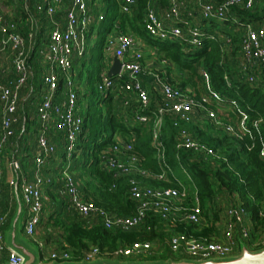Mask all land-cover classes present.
Wrapping results in <instances>:
<instances>
[{
    "label": "trees",
    "instance_id": "16d2710c",
    "mask_svg": "<svg viewBox=\"0 0 264 264\" xmlns=\"http://www.w3.org/2000/svg\"><path fill=\"white\" fill-rule=\"evenodd\" d=\"M5 1L9 5L18 3L15 22L20 33L26 35L29 17L21 0ZM91 4L97 19L86 32L84 56L74 60L73 76L71 75L76 86L79 113L83 117L82 131L75 151L68 156L65 135L55 127V133L50 132L49 137L53 135L50 140L55 144L56 152L48 159V166L46 162L41 171L45 180H49L43 187L48 200L41 223L45 221L47 224L44 240L55 245L52 252L66 251L71 256L70 262H81L85 252L93 247L99 248L104 254L126 248L134 242H150L153 244L152 255L138 260H181L185 258L184 254L175 256L169 248L171 236L184 233L198 238L222 237L225 226L222 228L218 223L221 222L222 207L227 204L226 201H229L228 207L239 206L247 213L250 238L243 247L258 251L252 246L264 234V83L250 82L249 71L248 74L242 71L244 58L241 41L249 25L258 29L263 24L264 0H258V6L253 11L234 8L232 15L225 20H205L197 7L195 15L198 21L194 26H198L203 33V43L198 48L188 44V27L184 23L177 24L183 30V36L178 41L159 40L147 33V9L157 6L159 13L164 15L169 11L172 0H135L129 13L122 10L123 0H91ZM100 12L103 13L102 19L98 16ZM54 19L64 23V13L57 12ZM52 28L53 24L48 17L44 13L39 15L32 58H39V51L48 44ZM115 32L141 39L157 51L163 60L170 62L173 69L165 68L162 76L183 91L194 92L197 88L194 78L200 79L199 69L204 70L210 77L212 88L224 96V103L236 102L247 113L249 128L244 139L238 140L230 136L224 128L216 126L199 114L186 129L195 140L212 148L215 154L207 156L194 151L178 150L179 129L175 127L172 117L166 116L160 139L165 151L168 180H156L154 176L161 172V167L157 149L153 145V123L128 126L124 114L131 117V113L138 109V104L132 102L125 110L120 99L112 94L104 97L97 89L101 76L107 69L106 43ZM175 69L177 76L174 75ZM39 76L40 70L37 68L36 78ZM65 93L66 86L62 79L58 94L63 97ZM150 95L152 103L149 114L154 117L161 100L158 92H150ZM259 121L261 124L257 126ZM35 127L37 137L38 124ZM134 134L137 137L135 152L140 160V167L148 174H137L138 181L151 187L185 188L187 207L194 206V197L197 195L206 218L205 224L190 225L183 222L171 229L168 221L150 212L138 228L123 232L106 229L101 216L84 219L71 208L68 200L62 196V178L65 171L79 182L82 197L93 202L108 216L130 217L136 213L138 204L130 195L127 178H117L114 173L106 172L100 165L101 156L110 152L118 137L129 139ZM19 136L22 137L20 131L9 140L5 157L11 154L10 145L18 150ZM14 156L18 159L19 153H14ZM18 160L23 165V161ZM34 161V166L31 165L30 172L25 176L29 180L35 174ZM22 178L19 174V190ZM225 212L226 210L223 211L224 222ZM1 213L7 215L5 225L1 226L4 234L11 230L16 213L14 185L11 189L4 180ZM20 231H24L22 224ZM39 247L42 258L46 250L43 246ZM128 260L134 259L121 261ZM0 263L7 264L8 256L2 257Z\"/></svg>",
    "mask_w": 264,
    "mask_h": 264
},
{
    "label": "built area",
    "instance_id": "2783aa9c",
    "mask_svg": "<svg viewBox=\"0 0 264 264\" xmlns=\"http://www.w3.org/2000/svg\"><path fill=\"white\" fill-rule=\"evenodd\" d=\"M190 1L198 6L205 20H225L232 15L234 8L253 11L258 3V0H222L217 3L204 2V0ZM21 2L29 17L26 35L20 33L16 22L7 21L0 15V55L2 56L5 51L9 52L12 69L6 72L13 75V79L6 84L0 81V252L7 251V264H23L24 258L13 248L5 247L4 234L1 230V226H4L7 221V215L1 213L4 152L9 140L16 133L20 131L21 135H25L27 132V119L18 117V111L21 92L27 87L33 75L30 58L38 30L39 15L44 13L52 22L53 28L49 34L48 44L39 51V57L46 67L41 86V100L36 114L39 129L36 137L35 174L33 180L23 177L19 190L23 206L27 208L24 232L32 239L35 238L38 226L41 224L47 199L43 187L49 180H45L41 171L48 159L56 152V146L49 137L50 129L55 125L64 133L68 156L75 151L76 142L82 131L83 117L79 113L76 86L70 74L74 60L84 56L86 32L95 20L86 0H21ZM134 4L135 0H123V12L129 13ZM181 5L183 3L179 4L172 0L169 11L162 16L155 6H150L146 13L145 29L153 38L178 41L183 36V30L177 27V24L184 23L188 27V44L193 48L201 47L203 33L198 26L192 27L188 22L181 20ZM33 6L38 16L32 13ZM58 11L64 13L62 24L54 19ZM99 19H102V16ZM136 46V40L126 34H118L107 40L106 53L118 58L122 67L120 73L114 78H110L105 71L97 89L104 97L112 94L120 99L125 110L131 106L132 102L138 104V109L126 119L128 126L153 123V145L157 149L158 163L161 167V172L154 176L156 180L161 182L168 180L165 151L160 139L166 116L172 117L175 127L179 129L178 150L194 151L207 156L215 154L212 148L195 140L186 129V126L193 123L199 114L216 126L224 128L230 136L238 140L244 139L249 128L247 113L236 102L230 103L229 109L232 113L227 112L224 96L212 88L210 77L204 70H202V76L206 82L208 94L198 98L192 94V91H183L164 76L158 75V94L161 105L155 116L151 117L149 114L151 95L150 91L144 88L142 81L145 70L144 57L137 51ZM241 51L244 58L242 71L245 74L249 71V81L264 83V20L258 29H254L251 25L246 28L241 41ZM254 66H258V74L250 72ZM60 75L65 77L66 93L63 97L58 94ZM229 114L235 115L236 123L228 117ZM259 124L261 121L256 123L257 126ZM15 127L18 129L16 130ZM136 139L135 134L129 139L118 137L110 152L101 156L100 160L103 170L114 173L117 178H127L130 195L138 204L136 213L130 217L108 216L93 202L82 197L79 182L72 174L65 171L62 178V196L68 200L71 208L84 219L101 216L106 229H118L123 232L138 228L150 212L168 221L171 229L183 222L190 225L205 224L206 218L197 195L194 197V206L187 207L185 188L151 187L138 181L137 174L141 176L148 174L140 167V160L135 152ZM6 164L18 180L21 164L16 156L12 155ZM246 219L247 213L243 208L228 207L225 212V228L222 237L198 238L184 233L175 234L169 240V248L175 256L182 253L194 261L238 256L244 248L243 244L250 238V228ZM252 248L254 250L264 248V234L258 238ZM152 250L153 244L150 242H134L126 248L104 254L99 248L93 247L85 252L81 261L93 262L100 258L139 259L151 256ZM70 259L71 256L66 251L52 252L48 257L44 255L40 264L53 261L62 263Z\"/></svg>",
    "mask_w": 264,
    "mask_h": 264
},
{
    "label": "crops",
    "instance_id": "0c3cea01",
    "mask_svg": "<svg viewBox=\"0 0 264 264\" xmlns=\"http://www.w3.org/2000/svg\"><path fill=\"white\" fill-rule=\"evenodd\" d=\"M173 1H176L179 4L183 3V5H181V7H180V10L182 12V16H181L182 21H187L190 26H194L198 21L196 18V15H195V12L198 9L197 8L198 6L194 2H192L194 4H191L190 0H173ZM220 1H222V0H204V2H211V3H217ZM86 2H87V6L89 8V11L93 15V17L95 19H97L96 18L97 16L94 13V7L91 4V0H86ZM32 4L34 5V2ZM58 12H61V11H58ZM32 13L38 16V14H36V12H35L34 6L32 8ZM162 15H163V13L161 14V16ZM98 16L100 18V16H103V13L102 12L98 13ZM117 35H118V32H115L112 35H110L109 38L116 37ZM132 37L134 38V36H132ZM134 39L137 42V46H136L137 51L141 52L143 54V57H144L143 64H144L145 70H144V75H143V80H142L143 86L145 89L149 90L150 92H153V91L158 92V90H159L158 80H157L158 74L155 72H157V71L160 72V70H159L160 68H158V67H161V69H163V72L165 71V68H167V67H170L169 69H173V65L170 62L163 60L162 58H161L162 61L160 62L158 60L159 55L157 54V51H154L146 42L142 41L141 39H137V38H134ZM0 58H1V55H0ZM31 58H30V60H31L30 66L32 68L33 75L31 77V79L29 80L27 87L24 88L21 92L20 103H19V116L22 118L25 117L27 119V132L25 135H22V137L19 136V145L17 147L18 150L13 149V151L11 152V155H14V153H19L18 159L23 161V165H21V171H20L21 177L27 176V173L30 172L31 165L34 166L33 161H34V157L37 153V142H35L33 145V142H31V138H30L32 134L30 135V132L36 131V127L34 126V124H35L34 120L37 122V115H36L37 114V107H38L40 100H41V94H40L41 93V85H42L43 75H44V71H45V67H46L45 64L42 62L40 57L39 58H32V59ZM114 59H115V57L112 54H107V57H106L107 69L105 71L108 72L110 70V68L113 66ZM37 68H39L41 70L40 76L38 78H36ZM153 69L155 70L154 73L152 72V71H154ZM250 72L251 73L256 72L258 74V72H259L258 66L252 67ZM10 79H13V75L10 74V72H6L4 64L0 63V81L3 84H6L9 82ZM192 94H195V93H192ZM224 106H225V109H227L226 110L227 112L228 111L231 112V110L229 109L230 104L225 103ZM34 115H35V118L33 117ZM228 117L230 119L235 120V115H233V114H229ZM127 118H129V116H126V114H124V119H127ZM236 122H237V118L235 120V123ZM55 130H56L55 125H53L50 129V132H54ZM34 134H35V132H34ZM51 136H53V135H50V137ZM51 139H52V137H51ZM23 158L25 160H23ZM7 160L8 159H6L4 161V166H3V172H4V176H5L4 183L12 189L13 185L17 181V178H16L17 176L11 171L9 166L6 164ZM33 178H34V176L30 180H33ZM14 198H15V196H14ZM47 200L48 199H46V201ZM46 201H45V204L47 206ZM23 207H24L23 208V216H22V221H21L22 225H24L26 213H27V208L25 206H23ZM21 224H20V227H21ZM247 224L249 226V223H247ZM39 227L41 229V224L38 226L36 236L33 239L27 237L24 231L20 232V233L24 239L29 241L32 245H36L38 247L39 253L41 252L39 250V248H40L39 245L42 244L43 248L46 250V253L48 255L47 251L54 250L55 245L54 244H48L44 240V234H43V232L39 231ZM8 236H9V231L4 233V245L6 248L10 247V245L8 243ZM6 256H7V251L0 252V259H2V257H6ZM185 258H187V257H185ZM100 259L117 260V259H113V258H100ZM129 259L138 260V258H129ZM118 260H120V259H118ZM121 260H126V259H121Z\"/></svg>",
    "mask_w": 264,
    "mask_h": 264
},
{
    "label": "water",
    "instance_id": "95a60500",
    "mask_svg": "<svg viewBox=\"0 0 264 264\" xmlns=\"http://www.w3.org/2000/svg\"><path fill=\"white\" fill-rule=\"evenodd\" d=\"M122 64L118 58L114 59L113 66L108 71L110 78L116 77L121 71ZM14 196L16 201V213L9 231L8 243L17 253L23 258V264H40L41 254L31 247L25 245L19 238L20 220L23 216V202L19 193V182L14 185ZM46 264H264V248L258 251H251L247 248H243L242 253L235 257L224 259H212L206 261H194L191 259L183 258L181 260L168 259L167 261H144V260H132L121 261L110 259H98L93 262L81 261V262H62L53 261Z\"/></svg>",
    "mask_w": 264,
    "mask_h": 264
},
{
    "label": "rangeland",
    "instance_id": "374dc122",
    "mask_svg": "<svg viewBox=\"0 0 264 264\" xmlns=\"http://www.w3.org/2000/svg\"><path fill=\"white\" fill-rule=\"evenodd\" d=\"M261 4V3H260ZM263 4V3H262ZM19 5H20V3H19ZM17 7H18V3L17 4H14V5H9V4H7L6 3V1L5 0H0V15H2V16H4L5 17V19L7 20V21H13L14 20V22H15V18H16V14H17ZM109 39V38H108ZM159 58H158V60L161 62L162 60H161V57L160 56H158ZM0 63L1 64H4V66H5V70H11L12 69V59H11V57H10V54H9V52L8 51H5L3 54H2V56H1V58H0ZM158 68H160L159 70H160V72H155V70L154 71H152L153 73L155 72V73H157L158 75H162V73H163V69H161V67H158ZM40 70V69H39ZM41 71V70H40ZM199 74H200V79H198V77H196V78H194V81L197 83V88H195V91L193 92V93H195V95H196V97L198 98V97H200V96H202V95H207L208 94V90H207V88H206V82L204 81V79H202L201 77H202V69H199ZM71 75H72V72H71V74H70V77H71ZM174 75H178V72L176 71V69H175V72H174ZM73 76V75H72ZM64 80L65 79V77L63 76V75H60V80ZM77 82V81H76ZM26 93V92H25ZM27 94V93H26ZM41 94V93H40ZM39 94V95H40ZM38 95V96H39ZM62 96V95H61ZM18 117H20L19 116V111H18ZM34 118H35V115L33 116ZM20 118H22V117H20ZM34 126H36V121L34 120ZM15 129L17 130L18 129V127H15ZM32 134V135H31ZM30 135H31V142H33V145H34V143L36 142V132H35V134H34V132H30ZM13 146L12 145H10V147H9V150H10V152H12V150H13V148H12ZM8 148V147H7ZM33 148V147H32ZM9 150L7 149V153L9 152ZM32 153V152H31ZM9 155V154H8ZM8 155H6V159H9V158H11V154H10V156H8ZM5 159V160H6ZM48 163L49 162H47V166H48ZM226 203L227 204H225L223 207H222V213H221V216H220V218H221V222H219L218 224L220 225V226H222V228H223V226H224V214H223V211H225L227 208H228V203H229V201H226ZM46 206V205H45ZM47 213V215H48V211L46 212ZM43 216H44V213H43ZM45 217H46V214H45ZM43 218V217H42ZM20 221H22V219L20 220ZM20 224H21V222H20ZM44 226V227H43ZM46 227H47V224L45 223V221H43L42 223H41V229H40V227H39V231L40 232H43V234H44V232H45V230H46ZM21 237V239L23 240L22 242L25 244V245H27V246H29V247H31L33 250H35V251H37L38 252V247L36 246V245H32L29 241H27L26 239H24L22 236H21V233L19 232V238ZM53 251V250H52ZM52 251H47L48 252V255L49 254H51L52 253ZM46 257H48V255H47V253L45 252V254H44ZM117 262H118V260H116Z\"/></svg>",
    "mask_w": 264,
    "mask_h": 264
}]
</instances>
